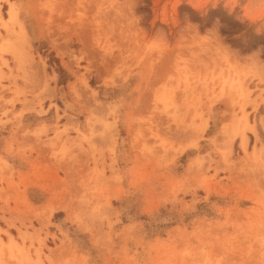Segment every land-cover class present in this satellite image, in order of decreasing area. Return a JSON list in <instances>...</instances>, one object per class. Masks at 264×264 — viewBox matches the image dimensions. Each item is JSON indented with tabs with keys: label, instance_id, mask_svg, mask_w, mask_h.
<instances>
[{
	"label": "rangeland",
	"instance_id": "1",
	"mask_svg": "<svg viewBox=\"0 0 264 264\" xmlns=\"http://www.w3.org/2000/svg\"><path fill=\"white\" fill-rule=\"evenodd\" d=\"M0 264H264V0H0Z\"/></svg>",
	"mask_w": 264,
	"mask_h": 264
},
{
	"label": "clouds",
	"instance_id": "2",
	"mask_svg": "<svg viewBox=\"0 0 264 264\" xmlns=\"http://www.w3.org/2000/svg\"><path fill=\"white\" fill-rule=\"evenodd\" d=\"M185 29H189V30H191V29H195V30L198 32V30H197V26L194 25V24H192V23H188V24L185 26ZM209 32H213V33H215L216 37L220 39V37H219V35H218V30H217V29L214 28V29L210 30Z\"/></svg>",
	"mask_w": 264,
	"mask_h": 264
},
{
	"label": "bare ground",
	"instance_id": "3",
	"mask_svg": "<svg viewBox=\"0 0 264 264\" xmlns=\"http://www.w3.org/2000/svg\"><path fill=\"white\" fill-rule=\"evenodd\" d=\"M13 12V11H12ZM9 14V13H8ZM14 14V13H13ZM13 14L12 13H10L9 15V17H10V20H13V19H15L14 17H13ZM15 15V14H14ZM246 144H247V141H246V138H242V147H243V149H245L246 148Z\"/></svg>",
	"mask_w": 264,
	"mask_h": 264
}]
</instances>
